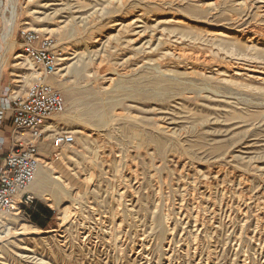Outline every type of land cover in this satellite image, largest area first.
I'll return each instance as SVG.
<instances>
[{"label":"rangeland","instance_id":"rangeland-1","mask_svg":"<svg viewBox=\"0 0 264 264\" xmlns=\"http://www.w3.org/2000/svg\"><path fill=\"white\" fill-rule=\"evenodd\" d=\"M24 27L67 59L75 143L42 145L41 214L0 210V264H264V0H0V106L34 82Z\"/></svg>","mask_w":264,"mask_h":264},{"label":"built area","instance_id":"built-area-1","mask_svg":"<svg viewBox=\"0 0 264 264\" xmlns=\"http://www.w3.org/2000/svg\"><path fill=\"white\" fill-rule=\"evenodd\" d=\"M18 42L35 69L34 82L23 95H15L8 107H0V126L5 113L11 111L12 122L9 154L0 158V210L9 215H21L36 205L28 190L35 181L41 165V148L49 137L56 153L72 146L75 137L51 131L52 119L65 112L62 93L48 79L62 68V54L55 40L31 28H21ZM28 215V214H27Z\"/></svg>","mask_w":264,"mask_h":264},{"label":"bare ground","instance_id":"bare-ground-1","mask_svg":"<svg viewBox=\"0 0 264 264\" xmlns=\"http://www.w3.org/2000/svg\"><path fill=\"white\" fill-rule=\"evenodd\" d=\"M155 1H158V0H155ZM160 1V0H159ZM15 10V9H14ZM14 15V14H13ZM15 17V16H14ZM10 25H12L10 28H13L14 24L11 23ZM58 28V27H57ZM45 29V28H44ZM54 31V29H53ZM224 31V30H223ZM221 32V31H214V32H210L209 35H208V39L209 40H214V41H219V42H223L225 43L226 40L225 38L227 37L226 34L224 32ZM48 33H52V32H49ZM253 38V37H252ZM251 38V39H252ZM250 39V38H249ZM3 40V39H2ZM5 40H6V44H10V34L8 33V35L6 34L5 35ZM230 40V39H229ZM231 41V40H230ZM235 41V40H234ZM196 42V41H195ZM229 42V41H228ZM240 42V40H239ZM251 42V41H250ZM212 43V42H211ZM215 43V42H214ZM218 43V42H216ZM215 43V44H216ZM236 43V42H234ZM238 43V42H237ZM219 44H222V43H219ZM226 44V43H225ZM228 44V43H227ZM240 44V43H239ZM242 45V44H241ZM246 49V48H245ZM24 57H26L25 55H23ZM264 56V55H263ZM22 56H18L17 59L21 58ZM26 59L29 61V59L26 57ZM258 59H261V58H258ZM263 59V58H262ZM62 61H67L66 58L62 57L61 59ZM255 60V59H253ZM261 61V60H260ZM259 61V62H260ZM264 61V59H263ZM30 62V61H29ZM254 62V61H253ZM63 64V63H62ZM21 65V64H20ZM33 66V65H32ZM85 67V66H84ZM253 68V67H252ZM66 69V68H65ZM61 71V69L59 70V72ZM1 73H2V69L0 70V78H1ZM237 73V72H236ZM251 73V72H250ZM59 74V73H58ZM57 74V75H58ZM239 74V73H238ZM57 75L51 77L49 80L55 78ZM79 75V73H78ZM237 75V74H236ZM235 75V76H236ZM242 75V74H241ZM25 76V75H24ZM234 76V75H233ZM248 76V75H247ZM28 77V76H27ZM26 76L23 77V79L28 80ZM237 77V76H236ZM246 77V76H245ZM249 77V76H248ZM263 78V77H262ZM30 79V78H29ZM249 79V78H248ZM264 80V78H263ZM261 81V80H260ZM263 83V82H262ZM68 93V92H66ZM4 105L5 107H8V102L2 104ZM1 105V106H2ZM0 106V107H1ZM97 107V105H96ZM100 107V106H99ZM88 108V107H87ZM94 108V107H93ZM89 109V108H88ZM87 109V110H88ZM91 109V108H90ZM98 109V108H97ZM94 111V109H93ZM65 113V112H64ZM63 114L61 115H58L56 117H54L52 119V122L50 123L51 124V131L53 132H58L57 131V122L59 120H61L62 118H65V116L63 117ZM89 113V112H88ZM97 115V114H96ZM102 116V115H101ZM57 126V127H56ZM64 149H62L60 151V153L63 151ZM55 171V172H54ZM60 183H65V181L62 179L61 175L56 172V169H55V165L53 162H50V161H47V160H42L41 161V165H40V168L38 170V173H37V176L35 178V181L33 182V184L29 187V191L30 192H33V190H35L37 192L36 196L39 197V198H42L44 200H48V193L50 191H52L54 188H59L57 185H59ZM13 216L17 217L19 215H14L12 214ZM66 222V219H63V222H62V226L64 225V223ZM40 232H43L42 230H39V229H30V228H25L24 232L21 233V235H24V234H27V235H38L40 234Z\"/></svg>","mask_w":264,"mask_h":264},{"label":"crops","instance_id":"crops-1","mask_svg":"<svg viewBox=\"0 0 264 264\" xmlns=\"http://www.w3.org/2000/svg\"><path fill=\"white\" fill-rule=\"evenodd\" d=\"M11 133H12V127L11 126H4L3 128L0 127V158L4 159L8 154L12 146L11 142ZM32 194H37L35 190H33ZM35 211L41 214V211L37 209V207L33 208ZM28 217H31V215H28ZM50 219V218H48ZM51 220V219H50ZM40 222V221H39ZM48 225V223H46ZM37 225V224H36ZM42 231L46 230L47 227L41 228L37 226Z\"/></svg>","mask_w":264,"mask_h":264},{"label":"trees","instance_id":"trees-1","mask_svg":"<svg viewBox=\"0 0 264 264\" xmlns=\"http://www.w3.org/2000/svg\"><path fill=\"white\" fill-rule=\"evenodd\" d=\"M35 207H36V205H35ZM29 211L31 212V214H30L31 217H33V216L35 215V213H36V212H34V211H35L34 209H30ZM34 222H35V224L40 225L41 227L43 226V225L39 222V220L36 219V218L34 219Z\"/></svg>","mask_w":264,"mask_h":264}]
</instances>
